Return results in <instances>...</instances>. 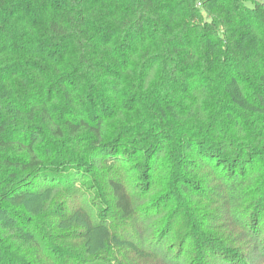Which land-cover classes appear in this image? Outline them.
<instances>
[{"label": "trees", "instance_id": "1", "mask_svg": "<svg viewBox=\"0 0 264 264\" xmlns=\"http://www.w3.org/2000/svg\"><path fill=\"white\" fill-rule=\"evenodd\" d=\"M0 0V264H264V2Z\"/></svg>", "mask_w": 264, "mask_h": 264}, {"label": "rangeland", "instance_id": "2", "mask_svg": "<svg viewBox=\"0 0 264 264\" xmlns=\"http://www.w3.org/2000/svg\"><path fill=\"white\" fill-rule=\"evenodd\" d=\"M259 1L264 2V0H259ZM247 4H248V5H252V1H251V0H248V1H247Z\"/></svg>", "mask_w": 264, "mask_h": 264}]
</instances>
